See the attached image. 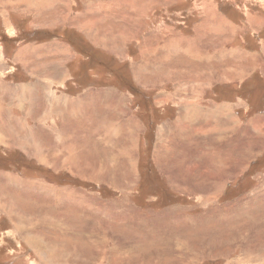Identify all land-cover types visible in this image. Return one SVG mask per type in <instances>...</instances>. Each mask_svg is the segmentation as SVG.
Returning a JSON list of instances; mask_svg holds the SVG:
<instances>
[{"label":"rangeland","instance_id":"374dc122","mask_svg":"<svg viewBox=\"0 0 264 264\" xmlns=\"http://www.w3.org/2000/svg\"><path fill=\"white\" fill-rule=\"evenodd\" d=\"M0 264H264V0H0Z\"/></svg>","mask_w":264,"mask_h":264},{"label":"crops","instance_id":"0c3cea01","mask_svg":"<svg viewBox=\"0 0 264 264\" xmlns=\"http://www.w3.org/2000/svg\"><path fill=\"white\" fill-rule=\"evenodd\" d=\"M240 67H243V66H241L240 65ZM182 68V67H181ZM228 71H230V74H229V76L230 75H233L234 76V73H232L231 71H232V68L230 67L229 68V70ZM255 71V70H254ZM253 71V72H254ZM229 73V72H228ZM227 73V74H228ZM235 75H240V76H245V72H244V70L241 68L240 69V72H239V74H235ZM167 76V75H166ZM165 76V77H166ZM168 77V76H167ZM162 83V82H161ZM194 90V89H193ZM190 92H191V90H190ZM173 95H175V92L174 93H172ZM185 94H187V95H183L182 96V99H180L181 101H186V102H190L191 100H192V97H191V95H189L188 93H185ZM103 98V97H102ZM159 99H161V100H166V102L168 101V100H170L171 99V96H168V95H163L162 97H160ZM158 100V99H157ZM186 102H184V103H182L181 105H182V107H184L185 106V103ZM188 106V105H187ZM111 108H112V106H111ZM188 113H190V112H188ZM187 125H189L190 126V128H191V130L193 131V132H196V133H199V132H201L202 130H200L201 129V127H200V125H198V124H196V125H194V124H187ZM209 126V129L211 128H213V127H211L210 125H208Z\"/></svg>","mask_w":264,"mask_h":264},{"label":"bare ground","instance_id":"6f19581e","mask_svg":"<svg viewBox=\"0 0 264 264\" xmlns=\"http://www.w3.org/2000/svg\"><path fill=\"white\" fill-rule=\"evenodd\" d=\"M163 77H165V76H163ZM166 77H167V76H166ZM166 77H165V78H166ZM161 79H162V78H161ZM158 81H159V80H158ZM163 81H164V80H163ZM163 81H162V82H163ZM34 142H35V141H34ZM36 143H37V142H36ZM36 148H37V147H36ZM29 150H30V149H29ZM36 150H38V148H37ZM37 153H38V152H37ZM35 155H36V154H35ZM53 164H54V163H53ZM63 165H64V164H63ZM20 182H21V181H20ZM9 213H10V212H9ZM60 221H61V220H60ZM56 223H57V222H56ZM29 243H30V242H29Z\"/></svg>","mask_w":264,"mask_h":264}]
</instances>
